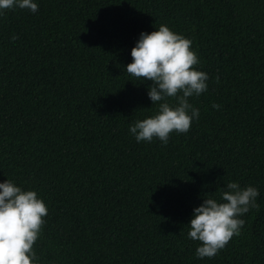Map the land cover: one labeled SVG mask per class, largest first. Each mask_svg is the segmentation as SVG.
Wrapping results in <instances>:
<instances>
[{"label":"trees","instance_id":"1","mask_svg":"<svg viewBox=\"0 0 264 264\" xmlns=\"http://www.w3.org/2000/svg\"><path fill=\"white\" fill-rule=\"evenodd\" d=\"M36 2L0 14V182L47 205L38 264H264V0ZM161 24L192 40L208 90L187 133L137 143L129 123L157 105L124 68ZM229 181L258 207L197 259L192 209Z\"/></svg>","mask_w":264,"mask_h":264},{"label":"clouds","instance_id":"2","mask_svg":"<svg viewBox=\"0 0 264 264\" xmlns=\"http://www.w3.org/2000/svg\"><path fill=\"white\" fill-rule=\"evenodd\" d=\"M14 8L36 13L38 4L36 0H0V14ZM130 55L132 61L124 70L138 80L151 81L147 96L157 109L129 123L128 132L137 143L158 139L167 145L171 133H187L199 119V109L189 98L208 90V73L198 67L192 40L165 24L150 33L141 31ZM220 107L212 104L213 109ZM218 191V197H205L192 209L187 225V237L199 242L194 253L197 259L216 255L240 234L245 223L241 217L258 207V187L229 181ZM47 213V205L35 190L22 189L11 179L0 182V264H38L33 245Z\"/></svg>","mask_w":264,"mask_h":264}]
</instances>
